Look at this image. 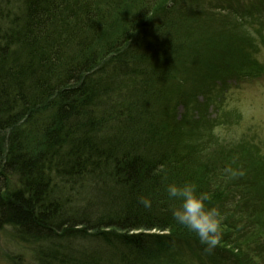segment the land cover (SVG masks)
Masks as SVG:
<instances>
[{
  "label": "trees",
  "instance_id": "trees-1",
  "mask_svg": "<svg viewBox=\"0 0 264 264\" xmlns=\"http://www.w3.org/2000/svg\"><path fill=\"white\" fill-rule=\"evenodd\" d=\"M15 1L0 7V236L34 264H264L263 147L229 135L220 103L261 68L264 34H218L261 26L264 0ZM186 181L224 217L211 251L171 215L166 185ZM78 239L99 249L67 257Z\"/></svg>",
  "mask_w": 264,
  "mask_h": 264
},
{
  "label": "rangeland",
  "instance_id": "rangeland-1",
  "mask_svg": "<svg viewBox=\"0 0 264 264\" xmlns=\"http://www.w3.org/2000/svg\"><path fill=\"white\" fill-rule=\"evenodd\" d=\"M242 1L244 2V5L246 7H248L251 2V0ZM1 3H3V1L1 2L0 0V7L4 11H6L7 9L14 8L16 1L10 0V6L8 4L5 6ZM254 26L255 27L250 29V27L241 25L239 23L238 25L232 26L229 29H221L222 32L218 30V34L220 36L222 34L226 35V38H224V40L228 41L229 44L233 43V45L235 46V43L239 42V38H237L236 36L240 32H242V35L243 32H245L244 36L246 40L253 38L250 36L252 35V33L257 36L255 30H259L264 34V21H262L261 26ZM257 41L260 45V50L256 56L259 64L261 63L264 66V46L262 45L261 40L259 42V40L257 39ZM219 42L222 44H226L220 40ZM229 83L230 84L227 90L223 92L222 95H220L221 106L226 110V112H230L238 116L237 124L231 128L232 133L229 135L231 136L234 134V137H237L238 135L247 133V136L252 137L253 143H255L257 147H263L261 151L264 152V69L262 70L261 74L256 77H248L242 80H232ZM187 94L189 93L187 92ZM197 99L198 101L203 102L204 95L200 93ZM177 111L179 114L183 113L184 108L182 104H179L177 106ZM213 111L214 107H209V112L213 113ZM227 132L229 131L226 130V132L222 136L228 137L229 135H227ZM79 192L81 195L80 197L86 200L92 199V197L95 198L97 194V192L90 187L80 189ZM74 204H76L78 208L87 207L84 203V200L74 202ZM89 207L90 208L88 209V211L89 213H91L89 215L94 216L93 214H96L97 207H95L94 204ZM8 232L9 231H5L7 235L0 236V264H15V260H17L16 255L18 254H22L21 257L26 260V264H34V260H31L34 257V252L32 251V249L30 247H24L23 245H15L11 237H9ZM68 246L69 248L65 250V255L67 257L78 256L77 254L81 252H88L90 250L99 249L96 243L86 239L70 241Z\"/></svg>",
  "mask_w": 264,
  "mask_h": 264
},
{
  "label": "clouds",
  "instance_id": "clouds-1",
  "mask_svg": "<svg viewBox=\"0 0 264 264\" xmlns=\"http://www.w3.org/2000/svg\"><path fill=\"white\" fill-rule=\"evenodd\" d=\"M161 171H163L161 169ZM165 191L170 199L179 201V206L172 208L171 215L176 223L194 232L206 251L213 250L218 243V235L223 215L216 206H209L211 200L208 192L198 191L191 182L168 183ZM138 202L145 208L152 206V201L144 196Z\"/></svg>",
  "mask_w": 264,
  "mask_h": 264
}]
</instances>
